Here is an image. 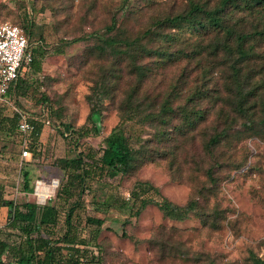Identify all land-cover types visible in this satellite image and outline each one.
I'll return each instance as SVG.
<instances>
[{
    "label": "rangeland",
    "instance_id": "374dc122",
    "mask_svg": "<svg viewBox=\"0 0 264 264\" xmlns=\"http://www.w3.org/2000/svg\"><path fill=\"white\" fill-rule=\"evenodd\" d=\"M192 1L212 8L220 0H0V21L29 27V50L40 60L38 71L23 70L26 87L10 90L8 103H0V242L23 240L5 202L21 213L25 203L52 204L54 238L73 239L70 246L82 250L78 264L264 262V39L249 38L252 54L234 62L218 47L213 51L223 30L163 27L143 45L181 53L170 59L142 53L144 77L132 58L95 49L102 37L140 35ZM255 10H233L229 22L245 33L261 30L264 17ZM101 82L107 91L94 113L89 99ZM165 100L171 110L162 109ZM18 112L39 128L36 139L28 134L25 157L17 125L7 131L2 122ZM46 114L49 125L41 121ZM221 130L226 136L209 151V139ZM114 131L127 138L135 159L128 172L109 177L95 167ZM79 154L93 167L82 191L76 186L68 197L57 195L67 178L57 160ZM38 180L55 181L43 202L34 195ZM143 200L180 210L164 213L148 203L137 212ZM189 201L193 210L182 211ZM1 258L13 260L7 253Z\"/></svg>",
    "mask_w": 264,
    "mask_h": 264
},
{
    "label": "trees",
    "instance_id": "16d2710c",
    "mask_svg": "<svg viewBox=\"0 0 264 264\" xmlns=\"http://www.w3.org/2000/svg\"><path fill=\"white\" fill-rule=\"evenodd\" d=\"M260 12L264 17V0H220L212 8H207L205 5H201L198 2L192 1L189 7L181 14L174 16H166L160 19H156L152 22V26L140 35L134 37L120 38L116 34L105 36L101 38V42L95 46V49L102 54H109L111 56H127L132 58L131 66L137 71L139 77L147 75V67L143 64H138V61L142 58V53L154 54L163 58L179 57L181 50L175 52L169 51L163 48H147L143 45L145 38L153 36L154 31L163 27H169L170 29H178L182 27H190L194 30L208 31L209 29L223 30L224 38L220 42H215L212 47L213 51H216L217 47L222 50L226 55L233 59L234 62L248 58L252 54V46L245 47V43L249 38L253 36H260L264 39V27L261 30H255L253 32H242L236 28V24H231L229 21L234 15V11L247 10L248 14H256ZM1 22V21H0ZM115 22L110 27V30L115 29ZM28 34H30L29 27L24 28ZM167 34L164 37H168ZM234 53L237 54L234 57ZM187 54H185L186 56ZM40 60L33 57L31 67L35 71L40 69ZM26 87V83L22 80L11 88ZM107 89L103 86V83H97L95 93L90 97L89 103L91 111L94 113L100 112V106L102 104L104 95ZM162 109L171 110L169 100H165L162 104ZM263 116L260 118V122L264 123V100L262 101ZM134 115L137 114L135 109L132 110ZM149 115V114H148ZM201 114L198 113V116ZM161 120L164 118V113L160 112L157 115ZM16 114L12 117L2 118L4 130L9 131L12 124H16ZM69 127V126H68ZM17 129V126H16ZM39 128L36 127L33 131V139H36ZM72 133V131H71ZM226 130H221L218 134L211 136L207 143L209 151L212 146H215L220 138L226 136ZM135 159V152L127 142V138L120 132L114 131L105 139V149L103 150L99 158V166L95 167L100 173H105L109 177H115L118 174L126 173L130 169L132 162ZM57 165L61 170L65 172L66 180L61 181L57 195L62 197H68L71 195V189L73 187H79L82 191L83 183L86 178L90 176L93 167L91 164L85 162V158L79 154L73 158H60L57 160ZM94 168V169H95ZM27 173H25V176ZM82 192H78L80 198ZM155 203L159 209L164 213H176L180 210V207L170 202H157L154 200H143L137 209L140 212L146 204ZM5 206L8 207L10 216L11 227L17 228L23 235V240L18 244H9L6 242H0V264H5L1 256L4 253L13 257L11 264H78V260L81 259L79 253L82 252L81 248L71 247L73 239L64 235L62 238H54L52 233V227L56 225L58 220L57 208L52 204H45L39 206L34 203H25L26 211L24 213L19 212V209L12 202H5ZM194 207L193 201H189L182 211H192ZM73 209L70 208L66 214L65 221L70 222ZM89 222L101 226V219H88ZM45 235V236H44ZM61 243H66L64 246ZM66 247V248H64ZM66 249L68 256L65 258L63 250ZM212 264V263H211ZM254 264H264L263 261L256 260Z\"/></svg>",
    "mask_w": 264,
    "mask_h": 264
},
{
    "label": "built area",
    "instance_id": "2783aa9c",
    "mask_svg": "<svg viewBox=\"0 0 264 264\" xmlns=\"http://www.w3.org/2000/svg\"><path fill=\"white\" fill-rule=\"evenodd\" d=\"M28 37L29 34L24 28L8 21L0 22V103H8L9 91L17 83L23 70L31 65L33 57L29 50ZM13 109L18 111L15 106ZM18 113L17 131L22 135V155L25 157L28 155L27 137L33 132L34 124L26 116ZM41 121L49 125L48 114L44 115ZM70 133L71 131L65 132V135Z\"/></svg>",
    "mask_w": 264,
    "mask_h": 264
},
{
    "label": "bare ground",
    "instance_id": "6f19581e",
    "mask_svg": "<svg viewBox=\"0 0 264 264\" xmlns=\"http://www.w3.org/2000/svg\"><path fill=\"white\" fill-rule=\"evenodd\" d=\"M55 187V181H53L51 186L45 185L42 181H37L34 189V195L43 202L48 196L49 192Z\"/></svg>",
    "mask_w": 264,
    "mask_h": 264
}]
</instances>
